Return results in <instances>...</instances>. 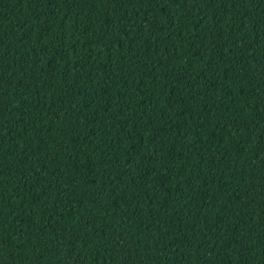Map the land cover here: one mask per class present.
Instances as JSON below:
<instances>
[{"label":"trees","instance_id":"16d2710c","mask_svg":"<svg viewBox=\"0 0 264 264\" xmlns=\"http://www.w3.org/2000/svg\"><path fill=\"white\" fill-rule=\"evenodd\" d=\"M0 264H264V0H0Z\"/></svg>","mask_w":264,"mask_h":264}]
</instances>
